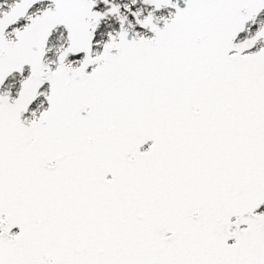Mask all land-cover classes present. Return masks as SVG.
Here are the masks:
<instances>
[{
  "label": "snow or ice",
  "instance_id": "snow-or-ice-1",
  "mask_svg": "<svg viewBox=\"0 0 264 264\" xmlns=\"http://www.w3.org/2000/svg\"><path fill=\"white\" fill-rule=\"evenodd\" d=\"M0 264H264V0H0Z\"/></svg>",
  "mask_w": 264,
  "mask_h": 264
}]
</instances>
